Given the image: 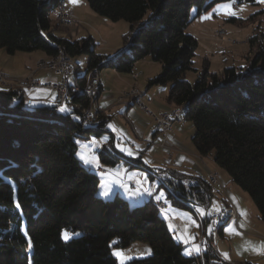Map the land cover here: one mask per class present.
<instances>
[{
	"label": "trees",
	"instance_id": "1",
	"mask_svg": "<svg viewBox=\"0 0 264 264\" xmlns=\"http://www.w3.org/2000/svg\"><path fill=\"white\" fill-rule=\"evenodd\" d=\"M87 1L99 16L129 24L119 57L107 61L97 55L91 37L57 38L52 11L60 0H0V50L10 55L39 50L49 58L60 49L72 58L84 54L86 73L101 67L130 73L151 57L162 65L151 85L171 84L168 102L171 108L186 107L184 119L195 125L192 140L198 152L213 153L215 163L252 198L264 222V47L248 67L217 74L204 65L194 84L186 80L198 47L186 33L191 10L196 7L199 15L218 2L251 5L257 0ZM85 79L79 76V84L84 86ZM69 96L72 111L60 115L56 107L25 109V90H0V264H120L113 249L137 242L147 244L152 254L126 264H200L201 259L209 264L217 258L211 247L202 257H190L173 238L157 203L130 208L119 196L105 201L97 195L100 178L80 162L75 138L100 135L106 122L99 116L96 127L87 125L83 112L90 107L89 96L73 88ZM100 159L107 166L119 160L108 151H101ZM163 186L168 199L188 211L207 206L212 196L209 184L190 186L181 177ZM65 230L81 235L64 242Z\"/></svg>",
	"mask_w": 264,
	"mask_h": 264
},
{
	"label": "crops",
	"instance_id": "2",
	"mask_svg": "<svg viewBox=\"0 0 264 264\" xmlns=\"http://www.w3.org/2000/svg\"><path fill=\"white\" fill-rule=\"evenodd\" d=\"M68 8L80 21L85 19L86 14L74 10L71 3ZM54 29L60 30L59 27L55 28V26ZM116 48L109 47V50ZM120 52L113 54L106 50L105 54L101 56L106 57V60L110 61ZM247 61L248 63H245V67H248L252 62L251 59H247ZM161 66L160 63L154 61L151 57L141 60L132 68V71L138 74L136 79L131 72L120 73L109 67H101L99 69L98 74L102 93L97 98V102L91 106V109L96 117L100 116L101 121L106 122V126L98 136L92 135L85 139L79 138L77 152L82 165L100 178L97 195L102 199L108 200L119 196L129 203L130 201L136 203L143 201L162 203L165 206L164 209L168 211L169 207L164 204L163 197L159 201L155 199L160 191L168 195L167 188L163 186L165 185V180H178L181 177L184 178L186 183L195 181L196 183L208 184L207 176L210 172H213L218 175L220 183L226 187L227 197L236 206L239 219L229 222L223 228L222 236L220 235L221 239L217 243L215 251L212 249L216 253L217 258L209 261V264H264V222L261 221L259 210L249 203L247 196L245 197L241 193L240 187L232 182L230 176L225 177V175L220 174L216 169L204 162L205 159L195 150L196 148L187 146L188 144L185 140L188 133L186 131V123L183 121L174 125L166 147L163 148L160 147L163 137L155 130L156 121H154V118L148 116L143 109L139 108L134 99H131L129 107H126L122 102L121 95H123V92L138 88L144 92L142 94L143 103L154 113L172 109V105L168 102L171 84L165 86L151 85V80L160 75ZM0 71L12 80H23L34 70H29L27 73L23 72L18 76H11L8 70H4L1 67ZM74 72L72 70L69 80ZM78 74L86 77L88 73L81 75L78 72ZM34 76L42 82L56 83L60 81V77L50 70L36 71ZM76 84L77 78L73 80L71 86ZM30 96H36L38 99L33 101ZM26 99L31 102V105H35L34 107L32 106V109L56 107L60 115H68L72 111V105L69 104L70 96L67 97V104L58 106L57 93L54 90H28L26 91ZM61 107H65L67 111L61 113L59 111ZM109 124L112 125V128L108 127ZM191 142L193 141L191 140ZM117 145L131 150L134 155L130 157L126 151L121 152ZM101 151H108L113 156L118 157L117 164L107 166L102 163L100 159ZM85 160H90L92 163L85 164ZM97 162H99V166H97ZM202 163L204 164L202 165ZM143 172L148 174L150 182H147ZM154 173L157 175H154ZM210 186L212 187L210 203L207 206H191L192 210L190 211L195 215L198 224H200V236H195L199 251L197 252V247H195L194 249H188L187 254L193 252L196 256L202 257L207 252L206 249L212 248L211 236H209L211 232V225L208 223L209 217L215 211L216 202L218 199L223 198L224 194L220 186ZM147 191H152L153 196L149 197L146 194ZM105 192L108 193L107 196L103 195ZM239 197H242L246 204L248 203L247 207L242 202V198L239 199ZM175 209L171 211L170 219L172 223H176L173 224L175 225L173 233L179 238L180 243L187 248L185 241L187 240V244L190 245V236L192 235L189 232L190 230L187 231L189 233L182 230L181 225H178L177 218L185 219L188 225H192V221L188 215L182 213L186 210L179 208L177 205ZM169 224L170 222L167 221V225L170 228ZM185 233L187 234L185 235ZM239 237L246 238L248 242V245L243 247L244 249L241 248L242 242L237 241ZM235 245L237 246L235 247ZM148 252L150 253V251Z\"/></svg>",
	"mask_w": 264,
	"mask_h": 264
},
{
	"label": "rangeland",
	"instance_id": "3",
	"mask_svg": "<svg viewBox=\"0 0 264 264\" xmlns=\"http://www.w3.org/2000/svg\"><path fill=\"white\" fill-rule=\"evenodd\" d=\"M226 4L231 5V10L234 11L236 15L232 16L226 14L227 9L224 7V5ZM72 5L74 10L86 14L85 15L86 17L82 21H80L78 18L75 17L79 25H75L69 28L63 26L56 20L58 23L54 22L55 28L59 27L60 29L54 31V35L57 38L68 39L72 42L75 40H81L91 37L93 38L94 42L97 44L96 46L97 55H104L105 54L104 52L106 50H108L109 53L112 52L113 54H115L116 52H120L124 48L125 37L130 32L129 30L130 26L129 24H127V22L125 21L112 22L111 20H109V18L107 20V18L99 16V14H96L91 9L90 4L87 0H78V3L76 5L74 4ZM66 6L67 7L70 6V0L66 1ZM197 13H198L197 8L194 7L190 13L192 18L191 23L189 26L186 27L187 35H191L195 37L198 41V47L196 49V52L194 53L195 57L193 59V63H194V65L192 66L193 70L187 72L186 74V80L188 82L190 81V83L194 84L197 81L196 79H198L200 73L205 68L204 65L208 66L210 72H214V73H221L225 68H229V67H236L238 69H241L246 66L245 63H248L247 59H251L253 61L256 54H258L259 52L258 50L264 47V0H257L255 4H251L249 6L244 5V3L238 4V2L235 1L218 2L208 11H204L199 15ZM205 17H209V18H205ZM251 39L252 42H250ZM109 47L110 48L117 47V48L109 50ZM73 59L75 63L78 64L77 65L79 67L78 72L81 75H84L88 69V59H89L88 56L84 54L76 55L74 56ZM49 60H50L49 56L45 52L39 50L29 53L19 52L13 56L10 55L4 49L0 50V67L3 68L4 70H8L11 76H18L23 72L27 73L29 70H34L31 74H29V75H34L36 71L45 69V67L41 66V64L43 63V61H49ZM0 72L3 73L2 71ZM8 78L9 77L7 76V82L0 84V90H6L7 88L18 89L17 88L18 85L15 82L18 79L12 80L9 78L10 80H8ZM75 78L76 75L74 72V74L70 78L71 84L73 83V80ZM128 92L129 91H125L122 94ZM183 120L187 125L186 131L188 133L186 134L187 137L185 138L188 144L187 146H189L190 148L194 147L195 149L196 146L194 145V142L190 143V141L193 139L196 133L195 125L191 121H188L186 119ZM75 142L79 144L78 138H75ZM195 150L198 151L197 148ZM203 158L205 159L204 160L205 163H207L210 167L216 169V171H218L220 174L225 175V177L230 176L227 171L223 170L215 163V160L213 158V153L203 156ZM203 164L204 163H202V165ZM154 175L157 174L154 173ZM144 176H146L147 182L148 181L150 182V179L148 178V174L144 173ZM194 183L196 182L195 181H192L190 183L188 182V185L192 186L194 185ZM239 190L245 197L247 196L249 203H251V205H254L253 207H256L255 209L258 210L257 206L255 205L252 198L248 195V193L243 192L241 188ZM241 198L242 197H239V199ZM162 199L164 204L167 207H169L170 210L169 209L168 211L166 209L161 210L160 211L161 216L166 221L170 222L169 229L173 234V238H175L176 241L180 242L179 238L175 235V233H173L175 227V225L173 224L176 223H172L170 221L172 214L171 211H174V209L176 208V204L172 200L168 199L167 194L163 196ZM103 200L108 201V199H103ZM147 202L149 201H143L139 203L130 201V203L128 202V204L130 208H135ZM242 202L247 207L248 203L246 204V201H244L243 198H242ZM182 213L188 215L192 221L191 223L192 225H188L186 224L187 222L185 219L177 218L178 225H181L182 230H184L185 232L190 230L189 232L192 235L190 236L191 237L190 245H188L187 240L183 238L186 240L185 244L187 248L185 249V251L187 252L188 249L191 248L194 249L195 247H197L195 236L196 235L200 236V224H198L195 215L191 211L186 210L183 211ZM65 232L69 233L71 237L70 239L65 240L63 238V234ZM187 233H185V235ZM177 234L181 237L179 233ZM80 235L81 233H72L65 230L62 232V240L64 242H68L70 240L79 237ZM237 241L242 242L243 245H241V248L248 245L246 238L239 237ZM112 245L115 246L116 241H114ZM236 246L237 245H235V247ZM150 249L151 248L147 244L137 242L132 244V246L129 248L126 249L116 248L115 250L114 249L113 250L114 252L117 251L122 252L125 257H131V259L126 260V263L127 262L131 263L132 260H141L150 257L152 254V252L150 253L148 252L151 251ZM115 258L120 263L119 259L116 256Z\"/></svg>",
	"mask_w": 264,
	"mask_h": 264
},
{
	"label": "built area",
	"instance_id": "4",
	"mask_svg": "<svg viewBox=\"0 0 264 264\" xmlns=\"http://www.w3.org/2000/svg\"><path fill=\"white\" fill-rule=\"evenodd\" d=\"M66 1L63 0V5L61 7H58V11L56 12L61 17V21H66L70 24L71 20H76L75 16L73 15L72 11L66 6ZM244 5H250L248 3H244ZM44 70H50L52 71L56 76L60 77V81L53 83V82H42L35 78L34 75H29L26 79L29 81V88L28 90H45V91H56L57 93V105L61 106L66 104L67 102L64 101V87L68 83V76L71 74V65L68 64L67 60H64L62 58V66L61 68H52V66L45 64ZM96 71L97 68L94 70H91L87 75L84 83V90L83 94H87L90 99V107L84 111L85 115V123L89 125L90 127H96L97 125V117L92 112L91 106L97 102V98L101 95V86H99L97 78H96ZM132 76L136 79L138 78V74L131 71ZM4 74V73H0ZM142 94L144 92L140 91L138 88H133L128 93H124L122 96V102L126 107L130 106L131 99H134L137 106L139 108L143 109L148 116H151L154 118V121H156L155 130L162 135L163 142L160 147H166V143L169 139L170 132H172L173 127L177 123H182L185 118L186 114V107H177L172 108L166 111H160L158 113H154L146 104L142 101ZM25 109H32L31 102L25 101L24 103ZM208 184L213 186H220L223 191V198L218 199L216 202V208L215 211L212 213V215L209 217V222L211 225V245L212 249H214L217 246V243L220 241L222 236V230L225 226L229 224V222L233 220L239 219L238 210L236 209V206L231 202L230 198L227 197L228 194L226 192V187L220 183V179L218 175H216L213 172H210L207 176ZM158 207L160 210H163L165 206L160 203L158 204ZM221 235V236H220ZM189 256L192 258H196V256L193 252L189 253ZM204 260L201 259L200 264L203 263Z\"/></svg>",
	"mask_w": 264,
	"mask_h": 264
},
{
	"label": "bare ground",
	"instance_id": "5",
	"mask_svg": "<svg viewBox=\"0 0 264 264\" xmlns=\"http://www.w3.org/2000/svg\"><path fill=\"white\" fill-rule=\"evenodd\" d=\"M62 5H63V0H60V2L58 4V6L56 7V9L54 11H52L53 18L55 20H57L60 24H62L63 26H65V27H73V26L77 25L78 22L76 20H71L70 24L67 23L66 21H61V17L56 12L58 11V7H61ZM62 58L64 60H67L68 61V64L71 65V73H72V70H74L75 71L76 78H77V84L75 86H71L70 80H69V76H68V83L64 87V101L67 102V96L69 94L70 88H73L74 91L77 92V93H83V90H84V86L80 85L79 82H78V77H79V74H78V66L75 63L74 59L70 55H68L65 52V50L60 49V52L58 53V55H56L55 57L52 56V58H50L49 61H43V63L41 64V66L45 67V64H46V65L52 66V68H61V66H62ZM96 78H97V81H98L99 86H101L100 79H99V74L98 73H96ZM8 80H10V79L8 78ZM5 82H7V76L5 74H0V84L5 83ZM15 82L18 85V86L16 85L18 89L28 90V88H29V81L28 80L23 79V80H17ZM16 83H14V84H16ZM101 93H102V89H101Z\"/></svg>",
	"mask_w": 264,
	"mask_h": 264
},
{
	"label": "snow or ice",
	"instance_id": "6",
	"mask_svg": "<svg viewBox=\"0 0 264 264\" xmlns=\"http://www.w3.org/2000/svg\"><path fill=\"white\" fill-rule=\"evenodd\" d=\"M70 3L76 5V4L78 3V0H70ZM224 7L227 9V12H226L227 15H232V16L236 15V13H235L234 11L231 10V5H230V4H226V5H224ZM205 18H209V17H205ZM120 55H122V53H117V54H116L117 57H119ZM114 58H115V57H114ZM30 99L34 101V100L38 99V97H36V96H30ZM32 106L34 107L35 105H32ZM59 111H60L61 113H65V112L67 111V109H66L65 107H61V108L59 109ZM108 127H109V128H112V125L109 124ZM117 147L119 148V150H120L121 152H125V151H126L127 155L130 156V157H132V156L134 155V153H133L131 150H127V149H125L124 147H121L120 145H117ZM84 163H85V164H90V163H92V162H91L90 160H85ZM97 166H99V162H97ZM146 194H147L149 197H152V196H153V192H152V191H147ZM103 195H104V196H107L108 193L105 192ZM163 196H165V192L160 191L159 194L156 195L155 199H156L157 201H159V200L161 199V197H163ZM16 208L22 212V210L20 209V205H19V204L16 205ZM198 211H202V210H198ZM22 230H23V229H22ZM25 235H27L26 232H25ZM63 238H64L65 240H68V239H70L71 237H70L69 233L65 232V233L63 234ZM185 243H186V241H185ZM29 248H31V241H29ZM196 251H197V252L199 251V248H198V247H197ZM113 255H115V256L119 259L120 264H126V260L131 259V257H125V256L123 255V253H122V252H119V251L114 252Z\"/></svg>",
	"mask_w": 264,
	"mask_h": 264
}]
</instances>
